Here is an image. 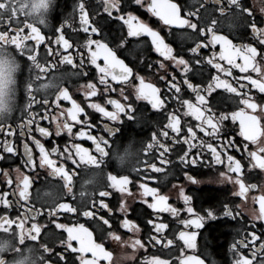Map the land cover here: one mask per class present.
<instances>
[{
    "label": "snow or ice",
    "instance_id": "6c2138e0",
    "mask_svg": "<svg viewBox=\"0 0 264 264\" xmlns=\"http://www.w3.org/2000/svg\"><path fill=\"white\" fill-rule=\"evenodd\" d=\"M57 7L56 0H0V26H2L0 27V113L19 108L21 135H25L23 129L27 128L28 137L39 151V166L46 168L49 176L60 177L63 181L62 188L66 189L67 193L73 192L72 174L66 171L64 163L61 162L57 166V161L52 157L71 160L72 164L79 167L84 163L83 158L87 156L88 163L84 166L102 168V165L111 163L110 158L114 153L110 150L111 145L107 137L116 136L123 131L121 127L105 124L106 135H95L90 130L94 124L89 121L87 114L83 119L80 118V114L85 111L84 108L73 99L68 89L62 86L66 78L88 76V65L95 70L93 78L98 79L103 89L98 88L97 84L91 80L81 88L84 90L85 97H97L99 92L102 102H90L88 106L102 117L115 122L116 125L125 123L122 117H126L127 122L146 123L141 108L135 104L136 101L146 102L151 110L161 114L159 123L162 126L158 132L151 133V140L143 149L145 155L155 147L159 155L154 159H158L161 165L169 164L171 161L166 158V154L175 150L172 146L183 141L188 148L185 150L181 147L177 152V159L185 166L189 163L196 166L203 157L200 152L192 153L190 156V152L199 145L201 150L207 149L211 154L212 162L216 164H223L222 156H226L227 173L236 174L235 184L239 186V191L234 192L233 195L245 197L249 188L256 187L255 184L244 183L241 178V161L228 154L229 148L242 152L250 169L258 168L264 171V26H261L264 25V19H257L244 0H226V2L212 0L211 11L207 0H194L189 7L182 6L178 0H102V12L106 15H99L95 21L90 19L85 0H75L73 13L79 14L80 28L73 30L82 31L85 34L80 38L82 43H77L74 51H69L74 48V45L70 38H66L63 31L65 24H69L68 20L59 27H55L54 34H58L55 39V43L59 46L55 52V56L59 57L57 63L70 65L76 71L62 73L59 77L54 76L48 83L36 85L32 77L34 68L46 74L49 69L56 67V64L51 61L42 64L39 59L41 45L46 49L48 57H52L54 53L50 38L42 34L37 25L49 27V17ZM140 9L156 17L169 29L170 35L173 28L190 29V33L184 31L177 35L181 39L192 40V45L174 50L172 44L165 41L160 31L141 19V15L138 14ZM216 12L219 16L215 15ZM21 17L24 19L21 20ZM110 21L119 22L118 34H113L108 27ZM225 23L229 28L227 34L220 31ZM249 29L256 44L243 42V40L235 43L230 38L233 33L242 38L248 35ZM142 37H147L148 40H143ZM46 40H48L47 43H45ZM205 49H208V52H205ZM151 51L157 53L163 60L148 63L147 54ZM75 56H79L78 62ZM18 57H26V60L22 61ZM141 66L149 70L144 75L138 70ZM25 68L29 72V78L26 81H20L19 84L23 85L27 103L21 106L16 102L17 74ZM154 68L155 71H152ZM234 69L243 75H234ZM211 70H214L215 74ZM205 72H208L207 83H205ZM252 73H255V76ZM146 75L153 79L146 80ZM34 78L40 80L41 75L37 74ZM232 80L235 84L231 82ZM160 81H163L164 91L157 86ZM113 82L119 85L118 89L113 86ZM41 88L57 89L56 101L66 100L71 107L52 115L49 109L45 108L39 119L55 124L56 137L67 133L73 140L91 141L95 154L80 143H72L71 148L66 145L63 151L56 146L49 150L39 139L31 135L33 124L36 125L35 131L41 137L48 138L53 135L49 128L40 126L36 120L37 113L32 111L33 103H37L33 92L40 91ZM117 90L123 103L108 95ZM189 92L194 95V101L191 97L186 98ZM225 93L229 95L225 96ZM133 96L135 100L129 102ZM226 101H232L236 105L235 110L226 107ZM48 104V99H44L41 107ZM104 105H111L113 110L109 111ZM170 107L171 111H169ZM56 108H60L59 103H56ZM181 109H183L184 117H191L184 123L180 114ZM138 112L141 115H137ZM69 120L74 124H86L88 129L80 128L74 133V124L69 123ZM164 120L167 122L164 123ZM2 128L3 123L0 121V129ZM198 132L203 133V137L198 136ZM237 135L241 138L240 141L236 140ZM161 137L164 139H160ZM204 137L210 138L212 142L205 140ZM165 141H170L171 144ZM215 141L220 143L216 144ZM2 149L4 153L17 154V150L7 140L2 142ZM24 153L27 157L24 161L25 166L34 169L36 165L28 143L24 144ZM2 158L0 154V159ZM140 163L138 158L137 165ZM143 168L156 173L163 171V168L158 167L156 163H149L147 159L143 161ZM17 171L19 172V169ZM131 171L139 172L143 176V172L136 165L131 168ZM3 173L7 178V184L12 185L13 181L8 178L7 170H3ZM227 173L220 171L221 183L225 179L232 182L233 177ZM185 177L192 184L200 182L187 172ZM149 178L154 179V177ZM107 181L108 188L121 194L117 197V201L122 217L113 216V208L109 207L103 199L99 200V205L101 209L107 210V214H99L98 211L93 210L96 208V201H92L91 208L87 207V202L83 200L75 205L60 202L63 192L59 187L54 192L45 193L50 197L48 201H45L46 209L44 205L36 208L30 201L29 189L33 181L28 175L21 173L17 176L16 187L11 192L12 199L8 198L10 195L8 191L0 192V206H3L5 210H11L13 206L17 209L14 218L8 214L0 215V229L9 232L15 225L19 243L24 244L25 230L32 241H37L41 236L44 225L38 223L37 218L45 210L48 218H58L63 213L74 214V216L65 217V220L75 219V222L71 224L49 219V223L55 224V229L62 230L61 235L66 233L67 236L66 239L59 240L62 246L60 251H54L47 243L41 244L44 253H52L47 260L42 256V264H101V261L113 264V252L106 249L102 239L101 242H97L93 231L86 227L85 223L79 222L81 215L91 219L99 228L102 238L103 234H106L107 237L122 244H128L129 241L122 239L119 229H126L133 233L141 231L140 225L128 217L127 197L124 194L132 195L127 187L131 183L129 175L109 173ZM139 188L141 202L147 205V209L152 210L151 213H144L148 217L145 221L146 225L151 226L148 242L163 243L164 247L172 246L177 241L182 242L177 245V264H205L200 256L187 254L185 249L197 248V237L201 234L200 230L205 229L208 221L219 222L223 219L227 223L229 218L236 220L239 216V213H234L228 204H223L220 209L209 207L203 212L197 211L193 204V196L186 194L183 187L178 190L179 198L183 201V208L170 204L169 197L161 194L157 187H148L147 184L140 183ZM112 195L113 193L108 190L99 191L100 197ZM147 197H151V202ZM73 200H75L74 195ZM258 200L259 214L255 219L264 221V195H261ZM162 213H169L174 220L164 219ZM181 213L186 215L182 216ZM29 222H31L30 227L26 229L25 225ZM173 224L182 226L173 233L174 238L162 235L166 230L171 232ZM252 227L254 229L255 224ZM239 231L237 230V235ZM258 239L260 240L259 248L256 247ZM130 246L133 249L145 247L140 239L132 240ZM7 247H9L8 241L0 242V251ZM25 248L17 246L12 248L19 253L13 264H31L30 257L25 254ZM241 248H248L250 256L243 254L240 251ZM230 251L233 253V264H264V237H258L255 231H248L243 239L235 241L230 246ZM0 264H6V262L0 258ZM116 264L120 262L116 261ZM148 264H170V262L152 257Z\"/></svg>",
    "mask_w": 264,
    "mask_h": 264
},
{
    "label": "flooded vegetation",
    "instance_id": "af4514ba",
    "mask_svg": "<svg viewBox=\"0 0 264 264\" xmlns=\"http://www.w3.org/2000/svg\"><path fill=\"white\" fill-rule=\"evenodd\" d=\"M178 2L184 6L189 7L194 3V0H178ZM226 2V0H225ZM245 4L251 9L253 15L257 19H264V0H244ZM58 7L52 12L49 17V27H44L43 25H37L40 27L42 34L51 40V47L53 49V56L48 57L46 55V49L43 45L40 46L39 49V59L42 64H46L47 61H51L56 64L55 68H51L47 71L46 74L40 73L39 69H33L32 77L33 83L36 85L48 83L54 76L59 77L62 73H70L72 71H76V69H72L70 65L67 64H58L59 60L58 56H55V52L58 50V45L55 43L56 35L54 34L55 27H59L65 20L69 21V24H65L64 33L66 38H70V41L73 43L74 48L69 49V51H74L77 43H82L80 39L85 34L82 31H74L73 29L80 28V20L79 14L73 13V7L75 0H56ZM86 5L88 6V11L90 13V19L95 21L98 19L99 15H106L102 12V0H85ZM209 5V10L212 8V0H207ZM133 7H135L133 5ZM93 9H97V11H93ZM203 11V9H201ZM141 15V19H143L150 26H154L156 30L161 32V35L165 38L166 42H170L175 49L192 45V40L187 38L181 39L178 33L187 31L191 32L190 29H172V35L169 34V29L164 26L156 17L151 16L144 9H140L139 13ZM216 16H219V13H215ZM24 17H21L23 20ZM264 26V25H261ZM2 27V26H0ZM113 32V34H118L119 32V22H111L109 26ZM27 31V30H26ZM107 31V28H106ZM222 33H229V28L227 23L223 25L220 29ZM240 31H244V29H240ZM230 38L234 40L235 43L243 42H252L256 44L257 42L251 36L250 29L248 30V35L244 37H239L235 33L230 35ZM143 40H148L147 37H142ZM48 40L45 41L47 43ZM150 45V41H148ZM63 51V49H59ZM218 50V46H217ZM208 52V49L204 50ZM190 55V53L188 54ZM22 61L26 60V57H18ZM75 60L78 62L79 56H75ZM158 60H163L162 57H159L157 53L151 51L147 54V62L155 63ZM23 67V65H21ZM88 76L82 77H70L66 78L63 83V87H66L69 91V94L77 101V103L81 104V107L84 108V113L80 114V118L83 119L87 114V117L91 123L94 124V127L90 130L97 136L106 135L104 131L105 124L109 126H117L121 127L123 131L121 133H117L116 136L107 137L109 139L111 145V151H114L111 159V163L107 165H102V168H96L94 166H84V164L88 163V157L85 156L83 158L82 165L77 167V165L72 164L71 160H61L60 158L53 156L52 158L57 161V166L62 162L65 165L66 171L72 174V186L73 192L67 193L66 189L62 188L63 181L60 177H52L48 175V170L46 168H41L39 166V151L36 148L35 144L27 135V128L23 129L25 135H21V111L19 108L16 110L13 108L11 111H6L0 113L6 117L4 120H0L3 123V128L0 129V154H2L3 158L0 159V192L8 191L10 193L9 199H12L11 196L12 190L16 187V179L17 176L21 173L24 175H28L30 179L33 181L32 186L29 189L30 192V201L31 204L36 208H41L44 205V208H47V204L45 201L50 199L49 196H46L47 192H54L59 187L63 192L62 198L60 202L71 203L75 205L78 201H86L87 207L91 208L92 201H96V208L94 211H98L99 214H107V210L101 209L99 205V200L103 199L106 203L109 204V207L113 208V216L122 217L123 214L119 211V204L117 201V197L121 194L116 193L114 190L107 187V175L112 173L114 175H129L131 183L127 186L129 191L131 192V196L127 193L124 196L127 197L126 203L128 205V217L133 219L137 224L140 225L141 231L139 233L128 232L126 229H119V234L122 236L123 240L129 241L128 244H122L118 241L107 237L106 234H102L95 224L89 218L83 217L82 215L79 217V222L85 223L86 227H89L90 230L93 231L94 238L97 239V242L104 243L106 249L113 252V264H116V261H119L120 264H148V261L152 257H158L159 259L168 260L170 264H177L176 256L178 255L177 245L182 244V242L177 241L176 244L164 247L163 243L154 244V242H148V234L150 231V227L146 225L145 221L148 218L144 213H151V209H147V205L141 202V189L139 188L140 183L147 184L148 187H157L161 194L167 195L169 197V203L175 207L183 208V201L179 198V188L183 187L185 189L186 194L193 196V204L197 211L203 212V210L208 209L209 207H213L215 209L222 208L223 204H228V206L232 209L234 213H239L236 220L228 219V222L225 223L222 219L221 221H208L205 229L200 230V235L197 237V248L195 250L185 249L187 254H194L200 256L201 259L205 261V264H233V253L230 251V246L238 240L243 239L248 231H255L258 237H264V221L256 220V215L259 214V200L258 198L261 195H264V171L260 169H250L248 167V161L244 158V154L242 152L236 151L235 149L229 148L228 154L233 155L235 159L241 161L242 171L241 178L244 183L247 185L255 184V188H249L245 197H240L237 195H233L234 192L239 191V186L235 184V173H227V158L226 156H222L224 161L223 164H216L212 162L211 154L207 151V149L201 150L199 145L197 148H193L190 152V156L192 153L200 152L203 159L196 166L191 165L190 163L185 166L177 159V152L183 147L187 150L188 146L183 144L181 141L180 144H176L172 146L175 150L170 154H166V158L171 161V163L166 165H161L158 159H154L155 156L159 155V152L154 147L150 149L145 155L143 149L146 147L147 143L151 140V133L153 131H159L162 126L159 123L161 119V114L156 113L151 110L150 106L146 105L144 101H136L135 104L137 107L141 108L142 115L146 123L136 124L134 122H127L126 117H122V120L125 123L116 125L115 122L108 121L106 118L102 117L99 113L95 112L91 109L88 104L90 102H102L100 100L99 92L97 97H85L84 90L81 88L82 85L88 83L90 80L93 83H96L98 88L103 89V85L99 84L98 79H94L95 70L91 65L87 66ZM142 75H144L149 70L144 69L141 66L138 69ZM155 71V68L152 69ZM177 69V73H178ZM213 74H215L214 70H211ZM234 75L239 76L243 75L239 73L237 69L233 70ZM41 75L40 80H35V75ZM255 76V73H252ZM205 83L208 80V72H205ZM29 78V72L25 68L22 72L17 74L18 79V91H17V104L23 105L27 103V97L24 93V88L22 84H19L20 81H26ZM146 80H152L153 78L149 75L145 76ZM231 80V78H229ZM155 82V81H154ZM232 83L235 84V81L232 80ZM241 83H245L241 81ZM113 86L117 89L119 85H116L113 82ZM158 87L163 89V81L157 83ZM222 91V90H217ZM255 93V90H253ZM127 94V93H126ZM33 95L36 98L37 103H33L32 111L37 113L36 120L39 122L41 127H47L53 133L51 137L44 138L41 137L38 132L35 131L36 125H32V133L36 139H39L41 143L47 149H51V147L56 146L61 151H63L64 147L67 145L71 148L72 143H80L84 147H88L93 154H95L94 146L91 144V141L87 139H75L69 137L67 133H62L61 136H55V124L49 123L48 120L41 121L39 119L40 115H43L44 109L48 108L50 115L59 112L62 109L67 107H71V104L63 99L56 101L57 89L49 88L43 89L40 91L33 92ZM113 99H119L123 103L122 97L120 96L119 91L112 92L108 94ZM215 95V93H214ZM225 96L229 95L227 93ZM256 95H259L256 93ZM191 97L194 101L195 97L190 92L187 94L186 98ZM48 99L49 104L41 107L43 104V100ZM135 100L133 96L129 102ZM59 103L60 108H56V103ZM175 104V102H173ZM109 111L113 110L111 105H104ZM226 107H230L232 110H235L236 105L232 101H226ZM172 108H169L171 111ZM183 109H181V117L182 123L185 120H190L191 117L183 116ZM137 115H141L140 112ZM69 123L74 124L73 121L69 120ZM164 123L167 121L164 120ZM195 123V121H193ZM80 128L88 129L86 124L79 125L74 124L73 132L75 133ZM198 131V130H197ZM198 136L203 137V133L198 132ZM164 139V138H160ZM205 140H210L208 137H204ZM240 137L237 135L236 140L240 141ZM11 142L12 146L17 150L16 155H12L10 153H4L2 149L3 141ZM115 141V143H113ZM171 144L170 141H165ZM28 143L29 147L32 149L33 158L35 161L36 167L33 169L30 166L26 167L24 161L27 159L24 153V144ZM193 143H196L193 141ZM214 143L219 144L220 141H215ZM251 147V146H250ZM118 149V150H117ZM74 154V152H73ZM182 154V153H181ZM141 161L139 165H137V159ZM109 159V158H106ZM147 159L149 163H156L158 167L163 168L162 172L156 173L151 171L150 169L143 168V161ZM130 165H136L143 172V176L140 175L139 172H133L129 169ZM133 168V167H132ZM19 169V172L17 171ZM3 170H7L9 177L11 178L13 183L12 185L7 184V178L4 176ZM220 171H224L227 175L233 177L232 182H228L226 179L223 183H221V177L219 176ZM188 175L194 176L198 181L197 184H192L185 177V173ZM154 177V179L149 178ZM108 190L113 193L112 196L109 197H100L99 191ZM83 194V196L81 195ZM73 195L75 196V200H73ZM149 202H151V197H147ZM23 203V202H22ZM23 211V209H20ZM17 213V209L13 206L11 210H5L3 206H0V215L8 214L11 217H15ZM74 214L63 213L57 217L48 218L46 210L43 212L41 216L37 218V222L44 225L41 231V236L37 241H32L27 231L25 230L23 233L24 244H20L18 240V230L15 229V225L9 230V232H5L0 229V242L8 241L9 247L5 248L3 251H0V258H2L6 264H13V261L18 257L19 253L12 250L13 247L17 246L19 248H25V254L30 257L31 264H42V256L47 260L52 253H44L42 243H47L49 247L53 248L54 251L62 250V246L59 244V240L61 238L66 239L67 234L62 233V230L55 229L54 223H49V219H55L56 222L61 223H74L75 219L65 220L66 216ZM162 217L168 221H173L174 218L171 217L169 213H162ZM182 216L186 215V213H181ZM239 221V223H237ZM30 223L25 225L27 229L30 227ZM255 224V228L253 229L252 225ZM182 227L177 224L172 225V230L166 232L162 235H167L169 238H174L173 233L178 231V229ZM237 230L239 231V235H237ZM134 239H140L141 242L145 245V247L140 248L137 247L133 249L130 244ZM250 240V238H249ZM166 242V241H165ZM75 243V242H73ZM260 240L256 241V247L259 248ZM30 249V251H29ZM240 251L250 256V252L248 248H241ZM101 264H107V262L101 261Z\"/></svg>",
    "mask_w": 264,
    "mask_h": 264
},
{
    "label": "clouds",
    "instance_id": "9594fccd",
    "mask_svg": "<svg viewBox=\"0 0 264 264\" xmlns=\"http://www.w3.org/2000/svg\"><path fill=\"white\" fill-rule=\"evenodd\" d=\"M6 117H4L3 115H0V120H4ZM132 167H134V165H130L129 169H131Z\"/></svg>",
    "mask_w": 264,
    "mask_h": 264
}]
</instances>
